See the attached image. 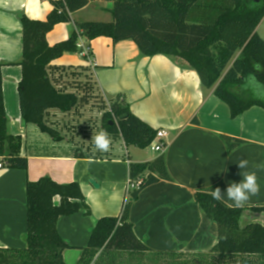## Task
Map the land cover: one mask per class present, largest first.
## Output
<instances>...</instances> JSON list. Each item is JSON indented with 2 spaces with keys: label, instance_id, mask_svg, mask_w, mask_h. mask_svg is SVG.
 I'll list each match as a JSON object with an SVG mask.
<instances>
[{
  "label": "crops",
  "instance_id": "crops-1",
  "mask_svg": "<svg viewBox=\"0 0 264 264\" xmlns=\"http://www.w3.org/2000/svg\"><path fill=\"white\" fill-rule=\"evenodd\" d=\"M53 1L57 0H0V64L8 129L21 136L22 155L28 159L27 169L21 170L8 168L0 157V247L26 246L28 180L48 176L59 183L78 182L91 214L81 211L57 223L59 234L71 246L63 252L65 263L70 258L71 264H77L98 219L120 215L127 197L130 163L152 161L164 154L173 181L145 188L132 203L130 221L135 234L156 252L204 251L209 245L211 249L217 243V224L197 206L195 193L219 182L226 187L239 183L241 174L249 171L256 173L260 191L245 204H264V108L254 106L232 118L229 106L212 90L202 88L193 68L162 54L141 56L131 39L115 43L109 37H98L90 42L89 58L66 52L51 62L48 72L52 83L83 99L78 86L86 79L107 105L109 99L126 94L135 115L155 130L167 132V147L164 153L149 147L140 149L109 134L110 149L100 152L92 140L101 131L100 118L95 125L88 123L93 114L90 107L74 117L78 106L67 113L47 111L46 123L61 136L53 139L21 115L18 84L22 70L17 65L22 59L21 16L45 20ZM96 1L75 12L68 24H57L47 35L49 45L69 38L76 23L112 21L113 1L98 0L105 3L106 20H98L103 11L93 7ZM263 22L264 18L258 31ZM223 135L245 143L230 151ZM241 159L249 162L247 168L237 166Z\"/></svg>",
  "mask_w": 264,
  "mask_h": 264
},
{
  "label": "trees",
  "instance_id": "trees-1",
  "mask_svg": "<svg viewBox=\"0 0 264 264\" xmlns=\"http://www.w3.org/2000/svg\"><path fill=\"white\" fill-rule=\"evenodd\" d=\"M93 1H53L54 7L45 20L21 16L22 59L17 65L21 66L22 78L18 96L26 123L59 139V133L46 123L47 111L67 113L82 101L76 93L57 89L48 72L49 64L66 52L81 53L77 30L87 45L98 37H109L115 43L131 39L141 56L162 54L193 68L202 88L212 90L225 102L232 118L254 106L264 108V96L248 87L253 79L264 86V39L257 32L264 18V0H106L114 3L112 21L76 23L69 38L49 45L48 33L57 24L71 22L75 12ZM2 66L0 157L8 168L26 170L28 159L22 155V138L8 129ZM102 129L120 136L127 146L140 149L148 148L157 135V130L131 111L124 93L109 99ZM222 139L230 151L245 143L227 135ZM142 177L143 184L130 191L120 215L98 219L77 264H165L170 257L185 254L177 250L156 252L136 236L130 221L132 203L145 188L160 181H173L164 154L152 161L130 163V181ZM216 187L222 192L227 188L219 182L198 191L195 202L217 224V243L208 253H196L184 262L168 264H264V204L235 207L230 201L215 200L211 190ZM26 188V246L0 247V264H66L63 252L71 246L59 234L57 223L60 218L81 211L91 214L81 185L59 183L45 176L28 180Z\"/></svg>",
  "mask_w": 264,
  "mask_h": 264
},
{
  "label": "clouds",
  "instance_id": "clouds-1",
  "mask_svg": "<svg viewBox=\"0 0 264 264\" xmlns=\"http://www.w3.org/2000/svg\"><path fill=\"white\" fill-rule=\"evenodd\" d=\"M258 68V65H254ZM95 148L100 152H107L111 146V138L109 133L101 130L92 137ZM248 161L246 159H241L237 166L240 169H245L248 167ZM243 179L239 182L230 183L227 188L222 192L219 187L211 190V195L215 200H224L225 202H231L235 207L243 206L251 196L257 195L260 191V186L257 182V176L255 172L245 171L242 174Z\"/></svg>",
  "mask_w": 264,
  "mask_h": 264
},
{
  "label": "rangeland",
  "instance_id": "rangeland-1",
  "mask_svg": "<svg viewBox=\"0 0 264 264\" xmlns=\"http://www.w3.org/2000/svg\"><path fill=\"white\" fill-rule=\"evenodd\" d=\"M104 5H105V3H103L102 1H98V0L95 3H93V7L103 11L101 14H99V17H97V18H100L98 20H106V19H104V18H106L105 17L106 14H104L105 10L103 9ZM257 31H258V29H257ZM258 32H259V35L263 38L264 37V22L260 26ZM72 83L77 84L79 82H72ZM248 87L250 89H254V91L257 95L264 96V86L261 85L255 79H253V81L249 83ZM78 88L83 91L84 97H83L82 101L79 103L76 112H74V117L78 118L81 110H83L84 108L90 107V109L92 108L93 114L91 116H89L88 123L90 125H93V124L95 125V123H97V120L99 117L100 121L98 123H99V127H101L102 126L103 113L108 110L107 109L108 105H107L106 101L103 99V97L101 96L100 93H98L95 89L91 88V86L88 85V82H86V79H84V81L82 83H80ZM99 129L102 130V127ZM210 246L211 245H209L207 247L208 249L204 250V251H185V252L182 251L183 253H185L187 255H185V254L179 255L178 254L176 258L170 257L169 259H167V262L165 260V264H168V262L169 263H175L177 261L178 262H184L188 259L187 257H192L196 253H208L211 250ZM68 264H71L70 258H68Z\"/></svg>",
  "mask_w": 264,
  "mask_h": 264
},
{
  "label": "built area",
  "instance_id": "built-area-1",
  "mask_svg": "<svg viewBox=\"0 0 264 264\" xmlns=\"http://www.w3.org/2000/svg\"><path fill=\"white\" fill-rule=\"evenodd\" d=\"M77 33L79 35V46L81 47L82 51H81V55L85 58H89L90 56V47L89 45H87V43L84 41L83 37H82V33L80 31L77 30ZM167 132L165 130H158L157 131V135L155 140L151 143V145L149 146L150 149H152L153 151L156 152H160V153H164L167 144L165 143V138H166ZM0 167H3V164L0 163ZM144 178H139L137 180L134 181H130L129 179V183L127 185V196L129 195L130 191L135 190V189H139L141 187V185L143 184Z\"/></svg>",
  "mask_w": 264,
  "mask_h": 264
},
{
  "label": "water",
  "instance_id": "water-1",
  "mask_svg": "<svg viewBox=\"0 0 264 264\" xmlns=\"http://www.w3.org/2000/svg\"><path fill=\"white\" fill-rule=\"evenodd\" d=\"M253 2H254V3H260L261 0H253ZM125 116H126V115H123L122 117H125ZM90 182H91L93 185L98 186V185L96 184V182H95L93 179H91Z\"/></svg>",
  "mask_w": 264,
  "mask_h": 264
}]
</instances>
